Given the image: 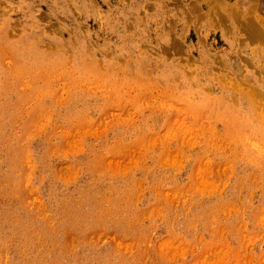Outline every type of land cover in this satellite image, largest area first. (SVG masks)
I'll return each mask as SVG.
<instances>
[{
    "label": "rangeland",
    "instance_id": "374dc122",
    "mask_svg": "<svg viewBox=\"0 0 264 264\" xmlns=\"http://www.w3.org/2000/svg\"><path fill=\"white\" fill-rule=\"evenodd\" d=\"M0 264H264V0H0Z\"/></svg>",
    "mask_w": 264,
    "mask_h": 264
}]
</instances>
